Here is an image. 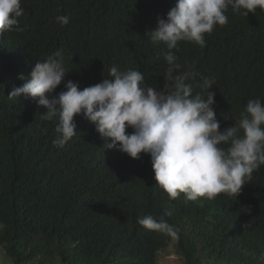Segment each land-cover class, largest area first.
<instances>
[{"label":"trees","instance_id":"16d2710c","mask_svg":"<svg viewBox=\"0 0 264 264\" xmlns=\"http://www.w3.org/2000/svg\"><path fill=\"white\" fill-rule=\"evenodd\" d=\"M176 0H22V32L0 34V264H159L171 248L183 264H264V165L241 194L177 200L157 185L149 154L134 159L104 148L95 125L77 115V134L53 146L59 117L48 121L39 98L8 96L37 61L63 50L66 76L51 95L110 78L112 66L143 73L163 89V43L148 33ZM227 25L205 35L206 46L179 42L178 63L215 78L221 130L234 126L249 100L264 102V11L243 16L229 7ZM67 16L69 23L57 22ZM129 133L132 129L127 130ZM227 147V146H225ZM165 217L178 239L137 221ZM169 252V251H168Z\"/></svg>","mask_w":264,"mask_h":264},{"label":"clouds","instance_id":"9594fccd","mask_svg":"<svg viewBox=\"0 0 264 264\" xmlns=\"http://www.w3.org/2000/svg\"><path fill=\"white\" fill-rule=\"evenodd\" d=\"M229 7L243 16L264 11V0H176V4L160 19L157 28L147 35L153 44L163 43L168 51V65L163 89L145 83L142 72L129 69L109 70V77L93 86L80 88L68 80L66 91L51 95L66 76L63 50L37 61L26 82L14 87L10 99L21 95L38 99L47 109L41 114L48 121L59 117L53 146L63 148L77 134L75 117L83 115L95 125L105 139L104 148L116 149L131 158L149 154L155 179L171 200L184 194L186 200H213L220 194L238 197L253 179V173L264 165V102L249 100L234 126L221 130L214 110L215 93L210 91L215 78L204 77L196 85L203 91L194 93L197 73L182 65L172 51L179 42L206 46L205 35L217 25L228 23ZM24 14L22 0H0V34L22 32L19 18ZM57 22L69 23L67 16ZM132 132H128V129ZM227 146V147H225ZM143 216L138 223L145 229L178 239V229L165 217Z\"/></svg>","mask_w":264,"mask_h":264},{"label":"rangeland","instance_id":"374dc122","mask_svg":"<svg viewBox=\"0 0 264 264\" xmlns=\"http://www.w3.org/2000/svg\"><path fill=\"white\" fill-rule=\"evenodd\" d=\"M169 251V252H168ZM159 264H183L178 255H175L171 248L160 254Z\"/></svg>","mask_w":264,"mask_h":264}]
</instances>
